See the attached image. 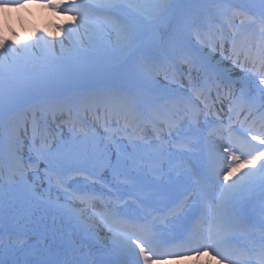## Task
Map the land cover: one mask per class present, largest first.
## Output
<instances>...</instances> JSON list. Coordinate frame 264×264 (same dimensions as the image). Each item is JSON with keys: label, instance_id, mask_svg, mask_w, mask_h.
<instances>
[{"label": "rangeland", "instance_id": "obj_1", "mask_svg": "<svg viewBox=\"0 0 264 264\" xmlns=\"http://www.w3.org/2000/svg\"><path fill=\"white\" fill-rule=\"evenodd\" d=\"M34 6L38 9L44 8H40L36 3ZM88 15V11L84 8L75 14L56 12L51 15V19L45 24L44 35H40L41 31L38 25L31 19L28 17L24 18L21 14H16L13 19L10 12L7 9L4 10V21L2 22V26H0V39L8 41L11 45L10 49L13 50L0 48V56L6 58V66L0 73V109L3 112H6L8 108L17 109L11 112L8 111L9 113L5 117L0 118V165L1 163H7V156L9 154L12 155L13 152H16L20 156L19 159L23 166L18 169L13 165V167L18 169V174H16L17 176L14 179V185L18 186L16 188L18 190L22 189L23 184L29 183L33 184L36 190H38L39 196L60 199L58 191L53 187H49V185H45L44 179H40L42 172L39 169H30L27 165L28 161H31L27 158L30 155V151L27 148L28 131L31 125L35 128L38 127L39 118L31 122L32 118L28 115L29 110L25 109L24 106H20L22 100L20 99V94L16 92L20 91V88H23V94L26 96L32 93L30 88H25V84L33 85L37 88L44 87L41 93H47L49 97L43 98V105L40 108H45L50 104L48 102L61 96L68 89L73 91V100L82 88L94 86L93 83H88L91 82L92 78V80H97L98 82L103 81L107 89L111 86L110 83L113 84V78L117 77L119 85L126 86L130 94L135 96L136 102L134 104H131L129 95L125 97L128 98V102H123L124 99H121L124 108H128L130 117L135 121H137V113L139 111L142 115L149 112L148 104L151 102V97L154 96L157 103L160 96H165L166 94L173 95L172 90L174 87L177 88V98H182V103L186 108H193L190 113H197V111L200 113L203 105L201 103H194L191 96L196 93L200 97L201 90H203L202 84L204 83V78H206L210 90H213V92L222 91L223 95L224 87L222 83L224 85L228 84L230 78L214 67L224 68L226 64H229L231 62L229 57L237 49V44L241 42V47L238 50L240 56L246 50L251 53L252 51H257L259 54H262L264 51V39H260L259 33L250 35V33L238 32L231 28L227 38L224 39L219 35L213 39L214 43L212 42V45L214 48L212 46L208 48L199 43L203 48L200 51L201 57L203 56L202 58L200 57L201 61L200 58H195V54L184 57L180 61L183 75L175 70V66L168 60V55L165 56L162 52L158 51L155 54V58L153 57L156 59L155 62L152 58L149 59L146 56L149 40L145 39L136 41L131 50L127 51V56L117 57L110 64L97 66L98 60L93 57L92 42L87 36V27L85 25V22L89 19ZM80 16L83 19H79ZM73 17H77V19L74 20ZM243 18L245 16L236 19V23L240 24ZM69 30H71V35L68 34ZM72 35L78 38V43H74ZM40 36L49 41V46L54 50L56 56H49L45 52L44 46L40 45ZM110 37L113 42L119 39L113 31ZM242 37L243 39L240 41ZM71 46L76 51L74 52V56L72 55L71 57L73 61H67L63 58ZM219 47L223 48V51L219 52L220 54L217 53ZM60 55H62V59ZM115 65H120L121 70H116L111 76L107 77V73ZM212 66L214 70L211 69ZM239 72V76H251L253 68L244 67ZM262 79H264V74L262 73H259L257 77H253L251 85L244 93L242 105L244 108L237 112L239 120L248 118L264 120V84L260 83ZM16 85H18L19 89L15 88ZM162 91L165 95H161ZM222 101L224 106L230 107L233 104V95L225 96L222 100H219L218 107ZM93 102H97L98 106L104 104V101L93 100ZM13 104L16 106H12ZM91 106L96 108L95 105ZM29 109L35 110L36 108L30 107ZM39 110L36 112V115H38ZM109 110L111 114L116 112L115 116L118 114V111L113 108ZM179 113L180 110H172L169 113L159 112V117L164 120L165 129L169 131L168 134L176 136L181 131H185L187 134L195 135L198 132L197 128L201 124H190L188 119L190 113L183 115ZM46 118L48 119V117ZM91 118L94 120L97 116L94 115ZM28 123L31 124L29 127L26 126ZM203 125L204 123L201 126ZM98 131L100 130L98 129ZM117 133L120 135L119 131ZM255 133L257 134L258 132L255 131ZM84 139L89 142L90 148L87 153L88 158L80 164L79 161L83 156L80 157L79 155L81 151L84 154ZM217 139L218 141L222 140L219 136ZM193 143L191 142V146ZM205 143L207 144V142ZM216 143L220 144V148L223 147L222 144L224 143L217 141ZM67 146L70 148L67 158L60 156L59 149L53 147L49 150L36 151L31 159L38 158L43 164V160H46L48 166H56L59 171L72 168L74 173H78L81 169H85V166L93 168L105 179L109 177L114 178L113 175L116 173L120 161L116 159L114 151L107 140L104 141L102 137L95 134L94 136L84 137L76 141L68 139ZM188 149L189 147H183L180 151L182 153L189 152L190 155L192 153L196 154V157L198 155L203 157L201 149H199V152H193ZM167 153L160 154L159 156H161V159L168 156V160L170 158L173 160V154H170L171 152ZM10 160L11 162L14 161L12 158ZM65 163L71 165L67 166ZM246 166L243 163V165L238 167V170L245 169ZM209 167L210 173L215 172L219 176V172L215 169V164L213 166L209 165ZM222 174H228V171L225 170ZM2 175L3 170L0 167V176ZM0 181L1 192L7 185L1 179ZM34 187L31 186V189L33 190Z\"/></svg>", "mask_w": 264, "mask_h": 264}, {"label": "bare ground", "instance_id": "obj_2", "mask_svg": "<svg viewBox=\"0 0 264 264\" xmlns=\"http://www.w3.org/2000/svg\"><path fill=\"white\" fill-rule=\"evenodd\" d=\"M74 1H78V0H70L69 2H74ZM264 8V6H263ZM12 14H13V18H15L16 14H21L23 15L24 17H29L30 19H32L39 27V29L41 31H45V24L47 23V21L50 19V16L52 14V11L51 9H44L43 11H39L37 8H35L31 3H24V5L22 7H20V10L17 11L16 7L12 8ZM4 21V15H1L0 16V22H3ZM2 26V24H1ZM234 59H237L236 57H234ZM246 60L241 57L239 59V66L241 64V62H245ZM261 61H262V58L259 56V57H254L253 59V62L255 64V67H261V69L263 68V66L261 65ZM224 68L228 71L229 74H233V75H238V66L232 62H230V64H227L226 66H224ZM230 112V111H228ZM227 113V112H226ZM127 115V113L125 114V116ZM227 115L229 116V114L227 113ZM253 126H257L258 129L261 131V132H264V122L262 121H257L253 124ZM210 150H212L211 148H209ZM217 149V146L215 148V150ZM218 151V155H216V158H218V163H224L225 161H227V155H226V152L222 149H217ZM249 166H246L245 169L243 170H237V171H233V173L228 177V180L225 181L224 178L222 179V177L220 179H217V182L218 184H220V186H222L224 188V191L226 188L229 187V185H232L233 181H237L238 178L240 176H242L245 172H248L250 170V168H248ZM264 181V171H260V172H257V174L255 176H253L251 178V182H247V185L244 187V190H246L247 188L248 189H252V190H255V191H258V189H256L257 187H259L258 184V181ZM242 184H239L238 186H236L235 188H232V189H236L240 186H242ZM163 186V184H162ZM264 189V188H263ZM262 189V190H263ZM163 195H167L169 196L170 194V191H167L166 189H163ZM229 191V190H228ZM243 191V190H242ZM160 192L156 193V194H159ZM262 192L260 193L259 195V198H262ZM70 200V199H69ZM71 201V209L73 210V213H80V215L84 214V218L83 220L84 221H87V225L89 223H91V227L94 228L95 230H97L94 234H92L93 236L91 238H89L90 240H92L93 242L92 243H97L99 241H101L102 243L104 244H107L108 245V242L111 243L110 241L113 240V241H117L116 243H122L123 246H126L122 241H124V239L122 240H119V237L117 235V233L115 232L117 229V227H115L114 224L108 226V222L110 220V217L107 216V208L104 209L103 207L99 208V209H95L97 206L93 205V207H90L88 205V203H80L78 201ZM250 201V200H249ZM226 204H228L229 206L231 205L232 208L231 210H242V208L237 204L235 203H227V202H224ZM225 204V205H226ZM250 206H254V210H253V213H251V215L249 216L248 218V221L245 223V224H242L244 227H248L251 223L250 221L252 220H255V222H259L260 220V217L259 219L257 218V212L262 211L264 212V207L262 206H258V205H254L252 202H250ZM257 211V212H256ZM13 214L12 215H16L19 219V223H20V226H24V225H28V227H26L25 231L22 233V234H27V232H35L34 229H37L39 227L38 225V219L35 217V215H25L24 212H20V211H15L12 209L11 211ZM11 215V216H12ZM24 218V220H23ZM23 220V222L21 221ZM30 220V221H29ZM78 220L75 221V223L77 222ZM89 222V223H88ZM114 223H116V221H114ZM93 225V226H92ZM97 236V237H96ZM6 238V237H4ZM48 240L45 241V243L47 242ZM107 241V242H106ZM78 242H81V241H78ZM26 243V241H14V244L15 246L17 245H24ZM47 245V243L45 244V246ZM73 245L72 243L71 244H67V246H65L64 248L60 249L61 251L69 246ZM92 244H86L84 243V248L85 249H90L91 252H95L96 248H91ZM9 246L5 245V242H1L0 243V255L5 252L7 253V251L9 250L8 248ZM133 247V245H132ZM205 247V250L200 253L199 257H197V261L200 262V264H218V261H219V258L215 257L214 256V252L213 251V248L215 249L214 246H212V248H209L208 247V244L207 245H204ZM128 248V247H127ZM134 248V247H133ZM128 250H130L128 248ZM138 252H139V249H136ZM56 251V248H54L53 246H51V251L50 252H46V253H39L41 254V256L43 257H48V262L52 259V255L53 253ZM68 253H73V254H76L78 253V251L76 250H70L68 251ZM79 254L81 255L82 252H79ZM151 261H153V259L151 258L150 259ZM179 264H185V261L184 260H180V262H178ZM188 263L190 264H194V262H192L191 260L188 261Z\"/></svg>", "mask_w": 264, "mask_h": 264}, {"label": "snow or ice", "instance_id": "obj_3", "mask_svg": "<svg viewBox=\"0 0 264 264\" xmlns=\"http://www.w3.org/2000/svg\"><path fill=\"white\" fill-rule=\"evenodd\" d=\"M261 2H262V5H264V0H261ZM46 6L51 7L53 9H59V10L63 11L61 4L59 2H57V0H49V3ZM98 6H100V7H111L113 5L101 3ZM2 7H7V6L4 4H0V8H2ZM159 7L161 9L166 10L168 5L166 3H164V4L159 5ZM236 15H242V14L237 13ZM73 19L75 20V19H77V17H73ZM79 19H83V17L80 16ZM245 21H247L248 25H253V24L257 23V21L254 17H245V18L241 19V21H240L241 27L245 26ZM259 33H260V36L262 38H264V11H261V13H260ZM68 34L71 35V30H69ZM10 47H11V45L9 44L8 41L0 39V48L10 49ZM5 66H6V58L0 56V72L3 71ZM260 83L264 84V80H261ZM123 102H128V98H124ZM260 137H264V132L252 134L250 140L245 139L241 142V147L238 150H240L241 156L244 157L243 163L245 165H248L250 170L248 172H245L242 176H240L237 181H233L232 185H229V187L226 188L225 191H228L232 188H235L239 184H242L246 180L255 176L257 174V172L264 170V150H261L260 148H258L256 144L251 143V141H256L259 139V144L264 145V138H260ZM245 144L247 145V151H244L243 147H242V145H245ZM230 147L233 149H237V145L230 140L229 146L225 147L224 151L228 152ZM254 153H257V154L253 155ZM241 156H237L235 154V152H232V154H230L227 157V159L233 163H239L241 160ZM232 171H234V169H231L228 172V174L224 176L225 181L228 180V177L232 174ZM145 231L148 233H151L152 229L149 227V228H146ZM208 238H209V240H212V233L211 232L209 233ZM122 242L126 245V247H128L132 251V253L134 255L136 254V249H139V258L143 259L144 264H148V261L152 258V255H155L154 249L150 243L149 238H146L144 236H139V235H136L135 233H132V235L125 236L124 241H122ZM132 245H135V247L133 248ZM208 247L212 248V244L209 243ZM213 251H215L214 248H213ZM199 254L200 253L197 252V255H199ZM221 258L224 259L225 257H221Z\"/></svg>", "mask_w": 264, "mask_h": 264}, {"label": "trees", "instance_id": "obj_4", "mask_svg": "<svg viewBox=\"0 0 264 264\" xmlns=\"http://www.w3.org/2000/svg\"><path fill=\"white\" fill-rule=\"evenodd\" d=\"M179 0H148L146 4V8H148L147 13L149 15V20H145L144 17H141L137 24H131L126 23L124 26V31L128 32L130 35H136V34H143L147 29L152 27L151 20H154L158 17L157 12L164 11L165 9H161L159 5L166 3L168 5V9L171 6H174L176 2ZM191 4L187 12H188V18L191 25L195 26H204L208 25V23H218L220 19H222L224 16H226L228 13H231L233 9H235L236 6H238L240 3L241 5H244V8L249 9L252 11L249 4L246 2L243 3L242 0H187ZM117 4H120L122 6H125V1L120 0ZM196 5V7H195ZM166 8V9H167ZM150 13H153L151 15ZM136 19H138L136 17ZM187 21V20H186ZM161 28V27H160ZM158 36L157 39L161 38V30H158ZM161 33V34H160ZM128 34V35H129ZM155 34H157L155 32ZM163 35V34H162ZM131 37V36H130Z\"/></svg>", "mask_w": 264, "mask_h": 264}]
</instances>
